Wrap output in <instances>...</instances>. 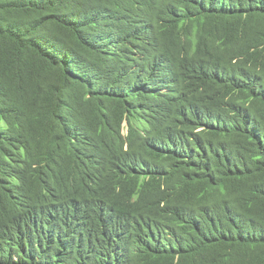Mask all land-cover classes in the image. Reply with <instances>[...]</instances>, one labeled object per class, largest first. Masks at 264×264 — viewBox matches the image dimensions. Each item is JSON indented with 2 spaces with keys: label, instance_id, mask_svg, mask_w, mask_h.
I'll return each instance as SVG.
<instances>
[{
  "label": "trees",
  "instance_id": "1",
  "mask_svg": "<svg viewBox=\"0 0 264 264\" xmlns=\"http://www.w3.org/2000/svg\"><path fill=\"white\" fill-rule=\"evenodd\" d=\"M0 264H264V0H0Z\"/></svg>",
  "mask_w": 264,
  "mask_h": 264
},
{
  "label": "rangeland",
  "instance_id": "2",
  "mask_svg": "<svg viewBox=\"0 0 264 264\" xmlns=\"http://www.w3.org/2000/svg\"><path fill=\"white\" fill-rule=\"evenodd\" d=\"M127 131H128V130H127V126L125 125V131H124V132L127 133Z\"/></svg>",
  "mask_w": 264,
  "mask_h": 264
}]
</instances>
